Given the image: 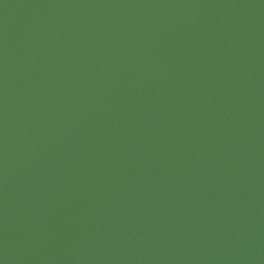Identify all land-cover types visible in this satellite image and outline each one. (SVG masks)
Masks as SVG:
<instances>
[{
  "label": "water",
  "instance_id": "95a60500",
  "mask_svg": "<svg viewBox=\"0 0 264 264\" xmlns=\"http://www.w3.org/2000/svg\"><path fill=\"white\" fill-rule=\"evenodd\" d=\"M0 264H264V0H0Z\"/></svg>",
  "mask_w": 264,
  "mask_h": 264
}]
</instances>
